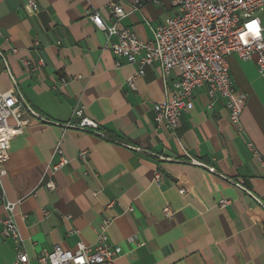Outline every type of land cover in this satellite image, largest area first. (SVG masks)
Segmentation results:
<instances>
[{"label": "crops", "instance_id": "crops-1", "mask_svg": "<svg viewBox=\"0 0 264 264\" xmlns=\"http://www.w3.org/2000/svg\"><path fill=\"white\" fill-rule=\"evenodd\" d=\"M109 1L36 0L33 11L26 0H0V91H16L37 113L10 140L0 216L4 199L17 203L21 249L31 260L54 245L95 244L98 225L109 217V241L122 249L114 264H264V164L246 145L264 159V76L254 61L226 56L244 97L242 133L222 97L208 106L204 87L193 91L192 108L175 131L158 126L153 105L168 97L175 75L148 64L136 76L137 64L123 58L115 65L109 41L87 15L92 9L112 22ZM122 6L129 11L131 0ZM173 12L170 0L148 1L118 24L151 40ZM77 104L96 130L64 125ZM58 142L68 163L51 174ZM221 200L228 203L221 207ZM165 205L171 217L162 214ZM15 256L0 232V264Z\"/></svg>", "mask_w": 264, "mask_h": 264}, {"label": "built area", "instance_id": "built-area-1", "mask_svg": "<svg viewBox=\"0 0 264 264\" xmlns=\"http://www.w3.org/2000/svg\"><path fill=\"white\" fill-rule=\"evenodd\" d=\"M124 1H109L107 11L112 18L110 23H105L100 14L92 9L87 10V15L109 41L112 54L118 58L116 66L121 65L119 59L123 58L127 63L137 64L136 76L141 75L148 64L159 65L164 75L174 73L168 97L153 105L156 125L175 131L182 112L192 108L193 91L204 87L210 99L208 106L211 107L215 96L222 97L230 121L236 126L237 132L242 133L240 116L244 97L235 89L226 56L235 54L242 61H254L258 73L264 76V26L258 16L264 0H170L174 12L157 25L151 40L139 38L132 29L121 27L118 22L131 11L138 10L144 2L157 3L158 0H131L129 11L124 10ZM26 3L36 11V0H26ZM254 20L259 21L260 38L253 39L251 35H246L242 40L241 36L247 32V24ZM112 37L114 40H110ZM34 43L37 44V41ZM38 62L43 63L41 59ZM24 64L30 63L24 61ZM133 78L127 81L131 88L135 87ZM27 115L37 116V113L26 107L19 93L0 91V178L6 174L10 140L27 123ZM71 118L64 124L66 127L83 131L98 128V124L85 115L82 104L75 105ZM11 119L13 125L10 124ZM246 145L264 164V159L253 144L248 141ZM52 155L56 160L50 165V173L54 174L68 163V158L59 142L54 146ZM78 156L85 160L87 151H80ZM208 168L215 172L213 167ZM160 176L159 171L154 172L156 182ZM235 185L242 188L238 183ZM46 186L52 189L53 181L49 180ZM179 192L184 193V190L180 189ZM226 203L228 200L219 201L221 207ZM111 204L108 203L107 207ZM3 205L5 214L0 216V232L12 240L16 250L11 264H114L122 253L121 247L109 241L107 228L111 219L106 217L96 229L95 244L79 241L74 250L54 245L50 251L31 260L21 249L22 238L14 218L17 203L4 199ZM41 213L45 216L48 211L42 209ZM162 214L171 217L173 210L165 205Z\"/></svg>", "mask_w": 264, "mask_h": 264}, {"label": "clouds", "instance_id": "clouds-1", "mask_svg": "<svg viewBox=\"0 0 264 264\" xmlns=\"http://www.w3.org/2000/svg\"><path fill=\"white\" fill-rule=\"evenodd\" d=\"M247 32L241 36V39H244V36L251 35L253 39H259L261 35V29L259 26V21L254 20L247 24Z\"/></svg>", "mask_w": 264, "mask_h": 264}, {"label": "rangeland", "instance_id": "rangeland-1", "mask_svg": "<svg viewBox=\"0 0 264 264\" xmlns=\"http://www.w3.org/2000/svg\"><path fill=\"white\" fill-rule=\"evenodd\" d=\"M259 14H260L261 18L264 19V5H263V7H262V11H260V12L258 13V15H259Z\"/></svg>", "mask_w": 264, "mask_h": 264}]
</instances>
